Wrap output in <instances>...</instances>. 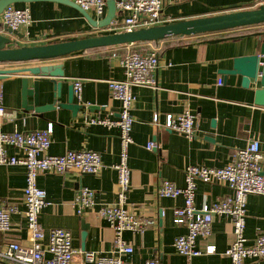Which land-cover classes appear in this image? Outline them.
<instances>
[{
	"label": "crops",
	"instance_id": "crops-1",
	"mask_svg": "<svg viewBox=\"0 0 264 264\" xmlns=\"http://www.w3.org/2000/svg\"><path fill=\"white\" fill-rule=\"evenodd\" d=\"M17 7H29L32 20L21 25L19 35L12 34V46L45 44L62 41L75 36L113 32L107 27H96L78 8L75 0H18ZM257 0H167L163 8L164 22L206 16L226 11L259 6ZM97 18L96 13L88 10ZM0 21L2 16L0 13ZM3 23V22H2ZM244 32L227 35V31ZM262 32V35L258 33ZM224 37L215 42L210 38ZM181 38L187 40L180 42ZM264 41V23L253 24L217 32L190 36H171L158 41L139 42L126 46H107L76 50L53 60L0 62V68L24 67L44 63H61L65 75L52 76L62 82L59 103L68 100L70 86L75 79L83 81L81 98L74 93V102L82 105L76 113L71 108L58 106L42 115L23 108L22 79L28 76L29 87L38 78L29 72H16L0 79V96L5 107L0 114L2 131L43 130L53 123L52 143L47 154H64L68 150H93L100 153L101 169L93 174H81L76 170L65 173L47 171L40 173L38 184L47 191L48 203L40 213V223L45 232L43 245L54 228H64L72 233L73 246L78 250L97 251L108 255L113 249L115 231L100 216L98 209L115 203L118 163L121 151L120 129L90 119H117L121 102L109 87V79L125 78L122 56L131 47L148 49L157 47L159 64L154 70L155 86L134 87L136 101L133 106L135 121L132 129L133 144L129 148L131 189L128 206L137 216L148 218L152 223L143 232L127 230L124 240L134 247L126 255L132 264H143L158 258L161 264H231L224 255L234 241L233 222L228 216H214L212 233L199 237L197 246L205 250L210 244L216 246L212 254L188 258L174 246L175 237L187 232L184 224L174 222V208L184 205V197H165L158 193L164 180L179 187L186 186V169L189 165L224 167L231 162L234 153L247 146L253 139L260 141L264 156V106L254 102L253 92L241 86V75L224 74L223 68H231L233 57L248 52L256 45L259 50ZM251 50V49H250ZM219 79L223 83L219 84ZM53 83L41 82L40 104L54 101ZM28 103H34L29 96ZM191 111L197 115L193 138L167 129L163 123L168 113L180 114ZM158 114L161 124H155ZM149 141L157 147L146 148ZM9 154L22 156V151L7 147ZM26 166L23 164H0V203L17 205L11 214V230L0 232V249L9 241L31 245L32 239L25 216L24 189ZM195 205L202 208L219 198L231 196L234 190L226 184L196 181ZM96 191V205L78 213L75 203L81 187ZM82 219L90 225L83 242ZM248 243L264 234V195L249 194L244 231ZM0 264H11L2 262ZM73 264L85 262L77 254ZM244 264H264V258L246 259Z\"/></svg>",
	"mask_w": 264,
	"mask_h": 264
},
{
	"label": "built area",
	"instance_id": "built-area-1",
	"mask_svg": "<svg viewBox=\"0 0 264 264\" xmlns=\"http://www.w3.org/2000/svg\"><path fill=\"white\" fill-rule=\"evenodd\" d=\"M86 10L92 9L97 19L107 12L106 0H75ZM116 14L109 30L123 31L164 23L163 8L167 0H115ZM264 4V0H257ZM2 22L18 29L31 22L29 7H17L9 3L1 12ZM131 45L135 43H130ZM159 64L157 47L148 49H129L122 56L125 78L109 79L108 84L113 96L121 102V110L117 119H90L91 123H102L118 126L120 129L121 151L115 169L118 172L116 201L102 206L98 213L115 231L113 249L110 254L103 255L97 251L78 250L73 246L71 231L54 228L48 236V243L43 245L45 232L39 217L42 209L49 204L47 191L39 186L40 173L54 171L65 173L76 170L81 174H93L102 167L99 152L93 150H68L64 154H47L52 143L53 123L46 129L32 131H2L0 128V164H23L26 166V186L24 189L25 216L31 235V245H23L18 241H9L0 249V261L11 264H73L77 254H81L85 262L94 264H132L126 255L134 252V247L123 238L127 230L143 232L152 220L142 218L133 213L128 206V195L131 189V168L129 166V148L133 144L132 129L135 121L133 106L136 101L134 87L139 85L155 86L154 70ZM223 79H219V84ZM74 93L81 98L83 81L75 79ZM5 107L0 96V114ZM197 115L191 111L180 114L168 113L163 125L171 130L193 138L196 132ZM155 124H161L158 114L153 117ZM12 146L22 151V156L11 155L7 147ZM157 147L155 141H149L146 148ZM226 184L234 190L233 195L219 198L202 208L195 205L196 181ZM158 193L165 197H184V205L174 208V222L184 224L187 232L175 237L174 246L177 251L188 258L201 254H212L216 246L210 244L205 250L197 246L199 237H208L212 233L214 216H228L233 222L234 241L225 250L224 255L231 259V264H244L246 259L264 258V234L258 235L252 243H248L244 231L247 217V197L249 194L264 195V156L260 141L253 139L247 146L239 148L230 163L224 167L205 165H189L186 169V186L179 187L175 183L164 180ZM96 191L84 186L77 192L75 203L78 213L96 205ZM18 211L17 205L0 203V232L11 230V214ZM143 264H161L158 258L146 260Z\"/></svg>",
	"mask_w": 264,
	"mask_h": 264
},
{
	"label": "water",
	"instance_id": "water-1",
	"mask_svg": "<svg viewBox=\"0 0 264 264\" xmlns=\"http://www.w3.org/2000/svg\"><path fill=\"white\" fill-rule=\"evenodd\" d=\"M18 0H0V13L12 2ZM65 1V0H62ZM107 12L100 18H94L88 10L78 8L83 12L85 17L96 27H107L110 25L116 14L115 0H106ZM264 22V4L252 8H244L232 11H226L206 16H198L181 20H173L161 24L144 26L133 30L103 32L99 34L75 36L66 40L50 42L45 44H27L12 46V34L19 35V30L8 26L0 21V62L14 61H31V60H53L64 56L76 50L90 49L105 46H117L139 41H153L164 39L169 36H190L200 33L217 32L229 30L245 25L259 24ZM262 35V32L258 33ZM224 37L210 38L209 41L215 42L222 40ZM251 49V50H250ZM231 68H223L224 74L241 75V86L250 89L253 92L254 102L257 105L264 106V41L261 43L259 50L256 45L248 48V52L237 54L233 57ZM29 72L38 76L34 79L33 87H29L28 76L22 79L23 108L26 111L34 110L41 115L50 110H55L58 106L71 108L76 113L82 105L74 102V87L70 86L68 100L65 103H59L61 97L62 82L53 79L52 76L65 75L61 63H44L29 65L24 67H6L0 68V79L8 78L12 73ZM41 82L45 85L53 83L54 101L49 104L41 105ZM29 96L34 97V103H28ZM82 239L85 241L90 225L82 219Z\"/></svg>",
	"mask_w": 264,
	"mask_h": 264
},
{
	"label": "trees",
	"instance_id": "trees-1",
	"mask_svg": "<svg viewBox=\"0 0 264 264\" xmlns=\"http://www.w3.org/2000/svg\"><path fill=\"white\" fill-rule=\"evenodd\" d=\"M264 23V22H263ZM259 24H261V23H259ZM253 25V24H252ZM246 26H249V25H245V26H241V27H246ZM236 28H238V27H236ZM241 32H244L243 30H239V31H227V35H234V34H237V33H241ZM176 36H182V35H176ZM169 37H171V36H169ZM166 38H168V37H166ZM153 41H158V40H153ZM187 40H185L184 38H181V40H180V42H186ZM140 43L141 42H149V41H139ZM139 42H135V43H139ZM127 44H121V45H117V46H119V47H123V46H126ZM105 47H107V46H105ZM131 49H136V47H131ZM126 53V50L124 51V54Z\"/></svg>",
	"mask_w": 264,
	"mask_h": 264
}]
</instances>
